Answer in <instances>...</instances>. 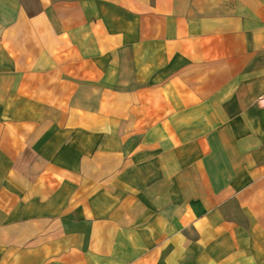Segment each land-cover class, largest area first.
<instances>
[{
  "label": "crops",
  "instance_id": "0c3cea01",
  "mask_svg": "<svg viewBox=\"0 0 264 264\" xmlns=\"http://www.w3.org/2000/svg\"><path fill=\"white\" fill-rule=\"evenodd\" d=\"M264 0H0V264H264Z\"/></svg>",
  "mask_w": 264,
  "mask_h": 264
},
{
  "label": "built area",
  "instance_id": "2783aa9c",
  "mask_svg": "<svg viewBox=\"0 0 264 264\" xmlns=\"http://www.w3.org/2000/svg\"><path fill=\"white\" fill-rule=\"evenodd\" d=\"M260 103H261V104L264 103V98H262V99L260 100Z\"/></svg>",
  "mask_w": 264,
  "mask_h": 264
}]
</instances>
